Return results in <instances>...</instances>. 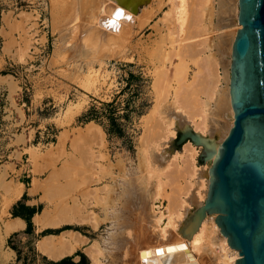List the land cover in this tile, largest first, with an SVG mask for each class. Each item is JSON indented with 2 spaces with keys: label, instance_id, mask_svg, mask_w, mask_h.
<instances>
[{
  "label": "rangeland",
  "instance_id": "1",
  "mask_svg": "<svg viewBox=\"0 0 264 264\" xmlns=\"http://www.w3.org/2000/svg\"><path fill=\"white\" fill-rule=\"evenodd\" d=\"M50 1L0 0V17L7 27L6 32L0 27V52L7 50L1 46V37L9 35L11 47H15L11 58L16 60L11 66H3L0 57L2 92L0 105L4 104L8 111V115H5V112L2 115L4 120L11 123L9 128L13 133V139L7 145L23 142V136L18 134L22 131L21 109L25 115L30 111L20 105L21 101L25 102L26 107L29 106L27 103L29 100L36 104L35 113H39L45 119L46 128H51L50 133L54 135L48 138L51 143L34 145L26 151L32 159L37 157L39 151H43L49 165L45 180L50 178L51 182L44 184H50L51 188H48L46 193L49 199L44 200L43 192L41 199L46 207L36 221L41 226L49 220L54 222L59 209L56 207L64 202L72 206L73 200L77 199L80 208H83L77 211L76 218L72 214L65 215V221L60 220L61 224L57 225L60 227L70 225L75 227V230L63 229L56 234L42 236L37 248L40 250L39 245L44 238L51 237L55 240L64 235L72 252L78 246L75 238L77 234L74 233L78 232L76 231L78 226L75 224L84 223L93 229L92 241L84 248L89 264L91 260L87 249L93 243L90 249L93 264H138L135 262L141 248L177 238L176 234L180 228L175 225L176 230H171L173 226L169 224L167 234L171 236L166 234V239L157 237L152 232L150 221L146 222V214L143 211L147 213V210L140 213L131 212L126 216L135 225L126 226L122 223L118 226V222L114 220L111 222L114 217L113 211L110 213L111 209L105 210L109 200L106 198L98 200L96 196L88 195L87 190H90V187L98 189L107 185L105 189L112 191L114 189L113 195L117 196L119 190L115 184H122L123 178L126 177L129 181H136L139 186L150 187L153 192L152 184L157 183V179L156 175H153L155 180L150 185L143 176L147 167L141 164L145 158L144 152L161 146L179 152L187 144H192L189 140L182 144L174 143L180 131H193L195 122L187 117L186 110L177 102L178 99L176 100V94L183 89L181 87L185 88V84L192 83L196 68L191 62L187 63L188 68L185 70L180 67L185 58L181 54H175L177 43H172L177 40L176 36L169 35L163 21L170 5L164 6L163 11L157 12L146 24H141L143 17L135 18L132 22L123 18L118 19L115 33H111L112 37H116L113 46H117L111 53L108 50L110 47L105 45L104 48H108L106 49L108 52L101 50L104 48H101L98 42L92 47L93 49L96 47V50H91V46L87 45L90 41L92 43L95 41L83 34L82 40L81 36L76 37V31L72 33L75 27H81L82 21L85 23L81 9H77L75 5L76 11L72 10L74 19L72 17L69 19L65 12V15L63 14L64 9H61L60 2L57 6L55 3L52 5ZM157 1L152 0L147 9L151 11L156 8ZM189 1L187 5L192 7L193 0L190 3ZM55 5L60 8H55ZM211 23L215 25L217 20L213 18ZM83 27L85 26L82 25L81 28ZM168 41L172 46L167 43ZM3 45L5 46V43ZM98 60L101 64H98ZM128 72L135 75L136 80L126 84ZM219 75L223 76L221 68ZM91 80L93 81L89 82ZM220 82V87L225 88V83ZM24 87L27 91L23 90ZM4 96L6 100H3ZM199 98L206 110L213 107L206 97L201 95ZM75 105H82L81 110L70 118L66 114L67 109ZM17 113L20 116L19 121ZM87 128L100 131V143L75 140L76 135L82 134ZM5 143L0 134V264H10V258L7 260L2 258L3 255L10 253L5 243L7 234L4 232V226L7 224L3 225L5 208L15 200L13 192L22 186L19 182L14 183L15 180L11 176L13 166L5 162L1 152ZM194 148L200 154V146ZM96 154H100V158H95ZM196 164L205 165L204 162L198 161ZM149 173H152V169ZM62 178L67 180L64 181ZM12 190L14 191L10 194ZM163 199L165 208L167 200L165 195ZM115 201L116 198L111 200L112 203ZM46 210L54 211L49 215L47 222L43 219ZM89 214L92 216V222L87 220ZM176 217L173 212L164 215L168 222H172Z\"/></svg>",
  "mask_w": 264,
  "mask_h": 264
},
{
  "label": "bare ground",
  "instance_id": "2",
  "mask_svg": "<svg viewBox=\"0 0 264 264\" xmlns=\"http://www.w3.org/2000/svg\"><path fill=\"white\" fill-rule=\"evenodd\" d=\"M187 1L188 0H158V6L151 11L147 8L150 7L152 0L50 1L52 5L54 3L57 6L61 4V9H64L63 14L65 12L66 15H64L69 19L71 17L74 19L72 10L76 11L75 5L77 9H81L85 23L82 21L81 25H79L85 27H75L72 30L73 32H71L74 33V31H76V37L81 36L82 40L84 35L87 38L90 37L93 42L95 41L92 43L86 39L89 42L87 46H91V50H96L95 45L97 44L96 42H98L101 48H104V45L110 47L111 49H106L110 50L111 53H113L114 48L117 46H113V41L116 37H112L111 33H115L114 29L118 24V19L123 18L132 22L135 18L143 17L141 18L143 21L140 23L146 24L157 12H162L164 6L170 5L169 10L164 14L163 21L165 22L169 35L175 34L176 36L177 40L172 43H177L175 47L177 49L174 50L175 54H181L185 58L180 64V67L185 70L188 68L187 63L191 62L196 68L192 83L190 85L185 84V88L181 87L183 89L179 90V93L176 94V100L178 99L177 102L186 110L187 117L192 120V122L195 121L193 122L194 127L192 128L194 132L192 130L189 131L196 136L198 140L197 144L192 142L191 145L185 144L186 146L179 152L170 151L164 146L157 149H147V151L144 152L145 158H141V164L147 167L144 170L143 176H145L146 182L149 184H152L153 180H155L153 175H156L157 179V183L152 184L153 192H151L150 187L144 188L139 186L140 184L136 181H129L126 177L123 178L122 184H115L119 190L117 196L113 195L114 189L113 191L111 189H105L107 185L98 189H92L93 187H90V190L86 189L88 195L96 196L98 200H105V198L109 200L105 210L111 209V211H109L110 213L113 211L114 217L111 219V222L112 220L118 222V226L122 223L126 226L131 224L135 225V223H131L126 216H129L131 212L138 211L140 213L143 210H147L148 214L146 211H143L146 214V222L150 221L153 229L152 232L155 233L157 237L162 239L165 237L166 239V234L169 230L168 227H170L169 224L173 226L171 230H176L175 225L180 228L178 234H176L178 236L177 238L141 248L137 253V261L135 262H138V264H233L234 259L239 258L237 254L238 251L230 248L226 244V237L219 232V227L213 221V218L216 216L213 212L203 214L190 237L189 233L183 234L184 229L193 218L196 209L203 203L207 193L209 178L208 168L211 166L212 159L217 153V148L221 140L232 124L233 112L228 93V68L230 65L231 44L236 29L240 27V24L237 23V0H193L194 3L192 2V7L187 5ZM57 6L55 8H58ZM213 18L217 20L215 25L211 23ZM166 35L169 36L168 34ZM72 36L74 37V34H72ZM174 39H172V41ZM167 43L169 44L170 41ZM93 44H95V49L92 48ZM172 44L169 45L172 46ZM106 49L104 48L101 50ZM108 50L106 51L108 52ZM98 64H101V61L99 62L98 60ZM219 68L222 69V77L219 75ZM90 69L92 68L90 67ZM92 81L93 80L89 82ZM220 81L225 83V88L220 87ZM201 95L206 97V99L213 104L210 110H206V107L201 102L202 100L199 98ZM81 107L82 105H75L67 109L66 114L72 118L79 113ZM199 119L201 120L199 121ZM88 128L82 134L78 133L75 140L81 141L83 139L88 143H100V131ZM196 130H198V132H196ZM199 144H203L204 147H201ZM194 146H200V154L196 152ZM204 152L207 153L206 156H204V160H196L199 155H204ZM95 158H100V154H96ZM196 161L204 162L205 165H197ZM150 169H152V173H149ZM100 182L101 180L99 179L98 183ZM71 184L72 183L69 185ZM64 185L65 184H63V186ZM166 189H168L169 192ZM96 191L99 193L97 194ZM20 192L21 186L13 192V198L16 199ZM52 192L53 191H51V193ZM103 193L104 195H102ZM164 195L165 198H167V200H165V208H163ZM64 197H66L65 194ZM46 198L49 199V197ZM115 198L116 201L112 203L111 200ZM56 208H59L57 209V220L56 222H51L54 226L61 224L60 220L65 221V215L72 214L76 218L78 215L77 211L81 209L77 199L73 200L72 206L64 202V204ZM167 212L176 214V219L172 222L166 221L164 215L167 214ZM87 218L89 222L93 221L90 214ZM6 229L5 231L8 233L9 230ZM152 235L154 236V234ZM167 236L171 235L167 234ZM158 240L160 241V239ZM47 242L51 243L52 240ZM56 242L60 244L59 246H61L60 248L62 249H60L61 253H59V255L62 256L71 253L72 249L68 248L67 240L64 235H61L59 238L57 237ZM47 244L48 243L45 244V247ZM54 244L53 246L49 244L47 247L50 246L49 248H55ZM45 247L42 245V251H46ZM55 250H57V248ZM54 254H58V252ZM6 255L7 254L2 256L3 260L10 258L9 255Z\"/></svg>",
  "mask_w": 264,
  "mask_h": 264
},
{
  "label": "water",
  "instance_id": "3",
  "mask_svg": "<svg viewBox=\"0 0 264 264\" xmlns=\"http://www.w3.org/2000/svg\"><path fill=\"white\" fill-rule=\"evenodd\" d=\"M237 8L228 68L233 120L208 168L203 203L183 234L190 237L203 214L213 212L226 244L238 251L233 264H264V0H237ZM185 140L198 142L180 131L174 143Z\"/></svg>",
  "mask_w": 264,
  "mask_h": 264
},
{
  "label": "crops",
  "instance_id": "4",
  "mask_svg": "<svg viewBox=\"0 0 264 264\" xmlns=\"http://www.w3.org/2000/svg\"><path fill=\"white\" fill-rule=\"evenodd\" d=\"M0 21V27L4 32H6L7 27L2 22V17H0ZM1 42L2 48L5 47V49L8 50L0 52L3 66H11L12 63L16 62V60L11 58V55H13L14 53L15 47H11V38L9 37V35L4 36V38L1 37ZM3 43H5V46L3 45ZM27 103L29 104V106H27L26 109H28L30 112L25 115L23 113V110L21 109L22 131L18 133L19 135L21 134L23 136V142H19L18 144H14L11 146H8V143H5V145L1 149V152L3 153V156L5 158V162L13 166L11 176L13 180H15L14 183L19 182L22 185L19 196L7 205V207L5 208V215L3 217V225L7 224L4 226V232L5 229L9 226V228L6 229L9 231L5 235V243L7 244L8 250L10 251V253L8 254L10 257L9 263L19 264L20 262H24L25 264H49L48 262H55L64 256H71L70 260L72 262H78L79 255L74 254L76 251H78L85 257L84 260L80 261L79 264H89V258L84 252V248L90 243V241H92L93 229L84 223L75 224L76 226H78L76 231H78L82 236H80L78 232H74L75 234H77L75 238L76 242H78V246L75 247V249L71 253L62 256L59 255L62 249L60 248L61 246H59L60 244L56 242L57 238L55 240L52 238H44L40 242V250L37 248V243L42 236L54 234L47 233L41 235L40 232L42 230L56 229L60 226L57 227L52 225L53 221L49 220L48 215H50L54 211L46 210L44 212L43 219L46 220V222L47 220L50 221H48V223H46L45 225L43 224L41 226V224L36 221L37 219H39V217H41L46 207L45 202L41 199V197L44 192V198L47 199L46 193L50 184H44L46 182L50 183L51 179L49 178L48 180H45L49 171V165L46 157L43 156V151H39L35 159H32L30 157V154L26 151L34 145L42 146L51 143L48 138H51L54 135L50 133L51 128H46L45 119L42 118L39 113H35L34 109L36 104H34L32 100H29ZM17 116V120L19 121L20 116L18 115V113ZM13 191L14 190H12L10 194ZM25 216L29 217V221L31 224L27 230H25L26 223L23 219V217ZM56 220L54 222H56ZM51 240V243L47 242ZM46 243H48L47 245L52 244L51 246H53V244L55 243V248H49L50 246L47 247V245L45 247ZM93 244L90 245L87 249L91 264H93V259L90 249ZM42 245L45 247L46 251H42ZM56 248L57 250H55ZM53 252H58V254H54Z\"/></svg>",
  "mask_w": 264,
  "mask_h": 264
},
{
  "label": "trees",
  "instance_id": "5",
  "mask_svg": "<svg viewBox=\"0 0 264 264\" xmlns=\"http://www.w3.org/2000/svg\"><path fill=\"white\" fill-rule=\"evenodd\" d=\"M126 84H129L130 81L132 80H136V76L133 75L131 72H128L127 73V76H126ZM112 122V121H111ZM108 134V132H107ZM23 219L25 220V223H26V227H25V230H27L29 227H30V221H29V217L28 216H25L23 217ZM63 229H76L75 227H71L70 225H63L59 228H56V229H44L40 232L41 235L43 234H47V233H58L59 231L63 230ZM74 254H77L79 255V261L78 262H72L70 260L71 256H64L62 257L61 259L55 261V262H48L49 264H79L80 261L84 260V255L78 251H76Z\"/></svg>",
  "mask_w": 264,
  "mask_h": 264
},
{
  "label": "built area",
  "instance_id": "6",
  "mask_svg": "<svg viewBox=\"0 0 264 264\" xmlns=\"http://www.w3.org/2000/svg\"><path fill=\"white\" fill-rule=\"evenodd\" d=\"M25 91H27V88L24 87ZM2 96L1 88H0V97ZM6 100V96H4V99ZM20 105L26 108L25 102L21 101ZM5 112V115H8V111H6V107L3 105H0V134H2V138L5 140L6 143L12 141L13 139V133L10 131V125L11 123L7 120H4V116L2 115Z\"/></svg>",
  "mask_w": 264,
  "mask_h": 264
}]
</instances>
